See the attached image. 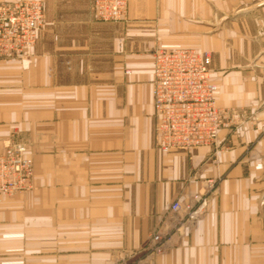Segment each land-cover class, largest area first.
I'll list each match as a JSON object with an SVG mask.
<instances>
[{
    "label": "crops",
    "instance_id": "obj_1",
    "mask_svg": "<svg viewBox=\"0 0 264 264\" xmlns=\"http://www.w3.org/2000/svg\"><path fill=\"white\" fill-rule=\"evenodd\" d=\"M42 1L41 38L0 60V153L23 139L35 169L29 191L0 198V264H110L176 226L138 264H264V0H128L118 22L96 20L90 0ZM160 45L212 53L233 113L216 147H153ZM210 178L206 208L182 226L171 204Z\"/></svg>",
    "mask_w": 264,
    "mask_h": 264
},
{
    "label": "built area",
    "instance_id": "obj_2",
    "mask_svg": "<svg viewBox=\"0 0 264 264\" xmlns=\"http://www.w3.org/2000/svg\"><path fill=\"white\" fill-rule=\"evenodd\" d=\"M90 7L98 21L127 19L128 0H90ZM44 14L42 0L0 1V60L20 59L30 53L41 38ZM152 55L157 149L191 153L201 146L216 147L219 131L231 122L233 113L216 102L218 85L211 79L212 55L182 46L156 47ZM5 147L0 153V198L29 191L34 178V159L27 142L10 140ZM209 182L211 190L214 180ZM207 202L208 197L200 193L190 203L174 201L170 208L174 212L184 208L198 216ZM162 239L160 232L151 238L159 252Z\"/></svg>",
    "mask_w": 264,
    "mask_h": 264
},
{
    "label": "rangeland",
    "instance_id": "obj_3",
    "mask_svg": "<svg viewBox=\"0 0 264 264\" xmlns=\"http://www.w3.org/2000/svg\"><path fill=\"white\" fill-rule=\"evenodd\" d=\"M157 47L160 48V49L169 48V47L164 46V45L163 46L160 45V46H157ZM171 47H177V46H171ZM188 48H192V47H188ZM193 49H195V48H193ZM195 50H197V49H195ZM210 54L212 55V53H210ZM128 71H126V72L129 73L130 71L129 72ZM154 124L155 123H154V113H153V147L157 151H159L157 149V147H156V141L157 140L155 139V136H154ZM17 140H21V139H17ZM23 141H25V140H23ZM159 152H161V151H159ZM162 153H164V152H162ZM169 153H171V152H169ZM34 171H35V169H34ZM34 174H35V172H34ZM210 180H213V179H211V178L208 179L205 191L202 193V194L206 195L208 197V199H209L210 195L216 190L217 185H218L217 181L214 180L213 189L210 190V188H211V186L209 185L210 184V182H209ZM197 194H200V193H197ZM186 212H187V216L185 218L183 217L182 226L187 224V223H189V222H191V221H195L196 218H198V216H196L195 214H193L191 212H188V211H186ZM200 214H201V212L199 214H197V215H200ZM179 228H181V226H176V227L172 228L171 230H166L165 232H163L162 228L157 227L156 229H154L151 232L150 237L148 238L146 243L142 246V248H140L138 250H132V251H129V252H124V253H123V250L119 251L118 256L110 264H138L141 261H143L145 258H149V257L155 258L156 256L162 254L167 249L168 244H170L172 242V239L175 236V234L178 232L177 230ZM155 232H160V234H162V237H163L162 242L160 244L161 245V251L160 252L156 249L154 243L151 240L152 235ZM148 245H149V248H148ZM147 248H148V250H147ZM141 253H142V256H141Z\"/></svg>",
    "mask_w": 264,
    "mask_h": 264
},
{
    "label": "bare ground",
    "instance_id": "obj_4",
    "mask_svg": "<svg viewBox=\"0 0 264 264\" xmlns=\"http://www.w3.org/2000/svg\"><path fill=\"white\" fill-rule=\"evenodd\" d=\"M217 84V83H216ZM216 93H217V91H216ZM215 97H216V102H217V104H218V100H217V96L215 95ZM219 105V104H218ZM220 106V105H219ZM220 107H222V106H220ZM222 108H224V107H222Z\"/></svg>",
    "mask_w": 264,
    "mask_h": 264
}]
</instances>
